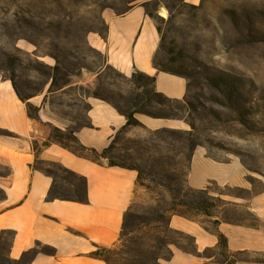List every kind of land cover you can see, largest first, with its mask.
<instances>
[{
	"label": "rangeland",
	"instance_id": "374dc122",
	"mask_svg": "<svg viewBox=\"0 0 264 264\" xmlns=\"http://www.w3.org/2000/svg\"><path fill=\"white\" fill-rule=\"evenodd\" d=\"M136 3L154 15L160 28L164 48L157 52L156 62L189 76L188 104H181L180 109L172 102L164 108L173 111L183 128L172 129L179 134H169L131 126L116 135L109 158L99 160L138 169L135 196L125 218L124 249L128 258L136 257L137 264H159L163 260L156 257H165L168 251L164 246L152 247L161 245L160 237L173 214L214 228L212 218L185 203L197 205L207 194L216 207L210 211L219 213L226 203L223 199H234L225 195L229 190L215 184L202 195L190 191L189 161L180 155L189 137L198 147L192 165L198 182L211 174L221 185L245 184L238 168L208 165L207 154L222 162L240 161L253 192L264 190V0H203L199 5L171 9L165 0H0V75L13 80L26 105L44 109L51 132L53 126L69 131L85 125L87 99L96 93L124 111L159 109L147 102L151 85L139 88L107 65L103 52L90 42L105 35L106 13L119 14ZM0 135L9 136L3 130ZM36 166L61 171L46 161H37ZM9 175V168L0 164V179ZM3 198L0 186V202ZM225 209L227 220L254 223L251 215L238 213L232 205ZM11 237L10 233L0 237V264H30L31 255L24 261L9 258ZM176 239L185 243L168 233L167 241ZM121 246L118 242L115 247ZM213 254L205 264L221 262L217 252L209 256ZM106 255L114 264H122L114 252ZM231 259L235 264H264V254L241 253Z\"/></svg>",
	"mask_w": 264,
	"mask_h": 264
},
{
	"label": "crops",
	"instance_id": "0c3cea01",
	"mask_svg": "<svg viewBox=\"0 0 264 264\" xmlns=\"http://www.w3.org/2000/svg\"><path fill=\"white\" fill-rule=\"evenodd\" d=\"M202 1L185 0L190 5H199ZM105 21V35L93 37L90 42L103 52L107 65L128 79L136 71L154 76L158 92L170 99L185 98L187 80L159 71L155 66L161 36L142 3L133 4L119 14L106 13ZM87 102L90 126L78 128L75 135L84 146L101 152L125 126L126 118L105 100L89 97ZM43 110L39 111L41 120L32 119L11 80L0 75V130L10 133L0 135V164L10 169V175L0 179L5 192L0 202V237L5 231L14 232L8 250L12 260L20 259L40 244L55 248L56 255L38 251L30 264H107L91 253L98 248H113L119 242L125 213L135 196L138 172L109 165L107 161L79 157L50 141V121L43 118ZM135 117L150 130L183 128L176 119L153 118L141 113ZM193 157L187 176V184L192 189L207 191L210 184H215L219 189L252 192L248 196L241 192L225 194L234 199H223L226 202L221 207L223 211L207 216L213 219L212 224L218 221L217 229L226 236L229 252L264 254V190L253 192L254 185L240 161L222 162L207 154L208 165L222 163L238 168L245 184L221 185L211 174L198 182L193 174ZM37 161L53 163L61 171L47 170L50 172L47 174L34 167ZM228 205L238 209V213L254 214L259 221L254 220L253 224H260L252 226L241 220H227L229 211L225 207ZM169 226L191 235L199 252L206 249L217 252L215 228L211 230L178 214L170 217ZM172 251V258L161 264H205L216 256L202 258L178 248Z\"/></svg>",
	"mask_w": 264,
	"mask_h": 264
},
{
	"label": "trees",
	"instance_id": "16d2710c",
	"mask_svg": "<svg viewBox=\"0 0 264 264\" xmlns=\"http://www.w3.org/2000/svg\"><path fill=\"white\" fill-rule=\"evenodd\" d=\"M165 1L167 2V4H168L167 6H168L169 9L174 8L175 6H178V5H184V6L190 5V4L186 3L185 0H165ZM147 14L154 20V15L152 13L147 11ZM157 30H158V32L160 34V28L158 26H157ZM162 48H164V46L162 45V39H161V43H160L159 49H162ZM170 50L171 51L168 50V52H170L172 54L174 52V49L171 48ZM154 63H155L156 68L159 71H164V72H169V73H172V74L179 75V76L185 78L187 80V82H188L189 76L186 73H184L183 71L175 69L174 67H170L169 65L164 64V63H157L156 60H154ZM130 80L135 82L136 84H138L139 88H141L142 86H146V84H147V86L151 85L152 86V90L150 91V94H151L150 97L151 98H149L147 100V102L156 104L157 106H159V109H157L155 111H147V110L124 111L120 107L115 105L113 102H111L108 98L103 97L100 94L96 93L94 95L95 98H99V99L105 100L106 102L110 103L119 113H121L123 116H125L126 124L119 132L124 131V130H126L127 128H129L131 126L142 125L135 117V115L137 113L145 114V115H148V116L153 117V118L177 119L178 117H175L176 115L174 113H172L173 111L168 112L164 108L166 106L169 107L172 102L178 103L180 105L179 106L180 109L182 108L181 104H183V103H187L188 104V102L186 100V96L187 95L185 96L184 99L177 100V99H170V98L166 97L164 94L158 92L155 89V86H154L155 85V81H156V78L154 76H149V75H147L145 73L136 71V72L133 73V75L131 76ZM11 82L13 83V87H14L18 97L23 102H25L21 98V96L19 95L13 80H11ZM147 92L148 91L146 89H144L143 94H146ZM26 106H27L28 114H29V116L32 119L41 120L40 114H39L40 109L38 107H30L28 105H26ZM88 109H89V106H88ZM87 126H90L88 118H87V123L85 125L81 126V127H87ZM81 127H79V128H81ZM76 130L63 131L62 129L53 126L52 127V132H51L50 137H49V140L54 142V143H56V144H58V145H60L61 147L65 148V149L69 150L70 152L74 153L75 155H77L79 157H83V158H86V159H89V160H92V161H100L99 159H106V158L108 159L109 158V153H110V151L112 149V143L113 142L111 143V145L108 148H106L103 151L99 152V151H97L94 148H89V147L84 146L79 141V139L76 137V135H75V131ZM159 131L162 132V133L179 134L175 130H172V129H160ZM5 132L10 134L8 131H5ZM196 148H197V145H194L193 140L189 137L187 145L185 147H183V149L180 150V155L181 156H186L188 161H189L188 169H190L192 157H193V154H194V151H195ZM87 153L92 154V156L88 155ZM36 163H35L34 167L36 169H40V168H38L36 166ZM108 164L109 165H117V166L129 168V169H132V170H136L138 172V169L133 167V166L118 164V163L112 162L110 159L108 161ZM59 168L61 169V167H59ZM40 170H42L43 172H45L47 174L50 173L49 171L44 170V169H40ZM138 178H139V174H138ZM189 189H190V191L196 192V193H198L200 195H202L203 193L205 194V192H206V190H196V189H192L191 187H189ZM227 190H229L233 194H240V192L243 191L241 189H236V188H228ZM4 197H5V192H4ZM185 204L187 206H191V207L196 206V208L198 210H202L203 213L205 215H207V216H212V215L215 214L214 211H210V209H212V208L215 209L216 208L215 204L213 202H211L207 198V194H206L205 197H202L201 203H199L197 205L195 203H193V202H188V203H185ZM126 214H127V212L125 213V218H126ZM178 215L188 218L186 215H183V214H178ZM249 215H251L253 217V220H255L257 222L259 221L258 218L254 214L249 212ZM125 218H124V222H123L121 235H120V238H119V242L122 243L121 248L120 249H117L116 247H113V248H98L95 252L91 253L92 257L101 259V260L105 261L107 264H114L110 260V258L106 255V253L114 252L115 254H117V255H119L121 257L122 264H137V263H135L136 257H133L131 259L128 258L127 257L128 251H126L124 249V244L123 243H124L125 236H126L125 235L126 234L125 233V227H126ZM213 224H214L215 232H216V235H217V238H218L217 253L221 257V262H219V264H235V262L232 261L231 257L234 258L236 254H241V253H244V252H238V253L229 252L228 246H227V238H226V236L217 229L218 221H214ZM259 224L260 223H258V224L255 223V224H251V225L252 226H257ZM169 232L178 235L179 238H181V239H184L185 243L179 242L178 239H176V241H174L175 239L173 241H170V242L167 241ZM6 233H10L12 237L14 236V232L13 231H5V232H3L2 235L6 234ZM12 237H11V239H12ZM10 244H11V241H10ZM160 244L161 245L158 244L157 248H154V246L152 247V244H149L148 247L149 248L152 247L153 250H156V249L160 250L164 246V248H166V250L168 251V254L165 257H161V256H157L156 257L157 260H163V261L170 260L172 258L173 251H172L171 245H175L178 249H180L184 253L192 254V255H195V256H198V257H202V258H208L209 257V253H211L213 251L212 249H206L203 252H199L196 249V247H195V241H194V238L191 235L186 234V233L181 232V231H178V230H175V229H172L169 226V224H168V228L164 232L163 236L160 237ZM188 244L191 245V248L187 247ZM38 245L43 247V249H41L40 252H43L44 254H47V255H56V249L55 248L50 247V246L40 245V244H38ZM36 252H38L36 250V248L31 249V250L25 252L21 256V258L18 259V261H24L26 259V257H28L30 255L32 257ZM211 256H213V255H211ZM128 259L130 260L129 262H127ZM159 264H161V263H159Z\"/></svg>",
	"mask_w": 264,
	"mask_h": 264
},
{
	"label": "bare ground",
	"instance_id": "6f19581e",
	"mask_svg": "<svg viewBox=\"0 0 264 264\" xmlns=\"http://www.w3.org/2000/svg\"><path fill=\"white\" fill-rule=\"evenodd\" d=\"M164 15V14H163Z\"/></svg>",
	"mask_w": 264,
	"mask_h": 264
}]
</instances>
